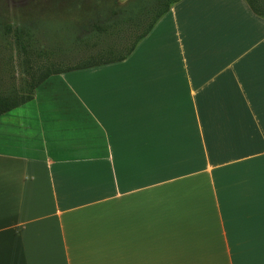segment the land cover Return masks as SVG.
Instances as JSON below:
<instances>
[{"label":"crops","instance_id":"1","mask_svg":"<svg viewBox=\"0 0 264 264\" xmlns=\"http://www.w3.org/2000/svg\"><path fill=\"white\" fill-rule=\"evenodd\" d=\"M254 1L178 0L0 115V264H264Z\"/></svg>","mask_w":264,"mask_h":264},{"label":"rangeland","instance_id":"2","mask_svg":"<svg viewBox=\"0 0 264 264\" xmlns=\"http://www.w3.org/2000/svg\"><path fill=\"white\" fill-rule=\"evenodd\" d=\"M133 1L136 0H0V92L6 94L20 87L28 69L39 76L97 61L102 47L124 37H118V27L125 29V36L128 31L134 33V27L138 33L144 30L160 12L155 14L153 7L144 14L139 10L136 14L140 16L135 17L126 11ZM142 1L155 6L162 0L138 2ZM261 1L260 9L264 11V0ZM165 5V1L161 2L158 10ZM108 17L114 19L112 25H99ZM120 22L126 24L119 26ZM16 29L25 33L23 49L15 41Z\"/></svg>","mask_w":264,"mask_h":264},{"label":"trees","instance_id":"3","mask_svg":"<svg viewBox=\"0 0 264 264\" xmlns=\"http://www.w3.org/2000/svg\"><path fill=\"white\" fill-rule=\"evenodd\" d=\"M138 1L140 0L133 1V4L132 5L130 4V6L127 8L126 11L130 13H134L135 17H138L140 15H137L136 13L139 10L144 14L147 12L146 10L148 8H150L151 10V8L154 7L155 9L154 13L155 14L159 12L160 13L150 23H148V25L145 27L144 30L140 31L139 33L135 32L136 34L135 42L140 40L147 32H149V30L154 25L156 20L160 18L161 16H163L169 10V8L174 3H176L178 0H173L169 3L166 0H162L161 2L165 1L166 5L164 8L160 10H158V6L161 3L160 1L157 2L155 6L151 5L150 3H144L143 1L138 2ZM252 9L254 10V12L260 14L258 10L254 9L253 6H252ZM151 13H153V11L152 12L150 11V14ZM114 16L115 14L112 13L111 17L113 18ZM111 17H108L105 21L100 22L99 25H105V24H107L108 26L112 25L114 19H111ZM124 24L126 23L120 22L119 26L124 25ZM99 25L93 24L92 27L99 29L98 27ZM100 29L102 30L103 28H100ZM24 35H25L24 31L21 29H16L14 31L15 41L18 43L19 46H21L22 49H23ZM129 52L130 51H116V52L101 51L96 56L98 60L95 62L88 63L82 66H78L77 68L69 69L67 71L54 70L50 72H45L43 74H40L39 76H35L34 71L32 69H28L26 79L24 80L23 84L20 87L16 89H12L9 93H6V94H3L0 92V115L5 114L19 106H22L23 104L30 102L34 97L36 88L50 76L63 74L65 72L72 71V70H79V69L94 67L97 65H104V64H109L113 62H118V61L123 60Z\"/></svg>","mask_w":264,"mask_h":264}]
</instances>
